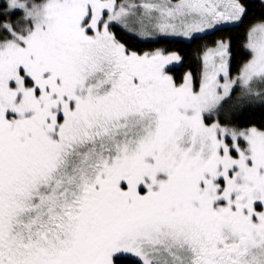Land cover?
Instances as JSON below:
<instances>
[{
	"label": "snow or ice",
	"instance_id": "snow-or-ice-1",
	"mask_svg": "<svg viewBox=\"0 0 264 264\" xmlns=\"http://www.w3.org/2000/svg\"><path fill=\"white\" fill-rule=\"evenodd\" d=\"M258 2L0 0V264H264Z\"/></svg>",
	"mask_w": 264,
	"mask_h": 264
},
{
	"label": "trees",
	"instance_id": "trees-1",
	"mask_svg": "<svg viewBox=\"0 0 264 264\" xmlns=\"http://www.w3.org/2000/svg\"><path fill=\"white\" fill-rule=\"evenodd\" d=\"M255 2V7L254 11L257 15H259L261 9L258 0H254ZM248 21H245L244 25H241L238 29L231 30L228 35H231L234 41V47L239 51L241 44L243 43L242 36L245 31V28L247 27ZM219 35V34H218ZM153 46H160V45H153ZM169 47H178L180 48L183 52H185L189 57L192 56L193 51L196 47L195 44L193 45H188V44H176V45H168Z\"/></svg>",
	"mask_w": 264,
	"mask_h": 264
}]
</instances>
